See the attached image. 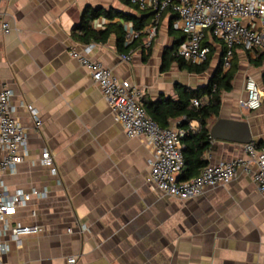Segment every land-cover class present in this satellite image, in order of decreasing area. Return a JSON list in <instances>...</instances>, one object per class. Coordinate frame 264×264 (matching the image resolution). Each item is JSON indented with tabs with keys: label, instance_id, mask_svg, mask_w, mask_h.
Returning <instances> with one entry per match:
<instances>
[{
	"label": "crops",
	"instance_id": "crops-1",
	"mask_svg": "<svg viewBox=\"0 0 264 264\" xmlns=\"http://www.w3.org/2000/svg\"><path fill=\"white\" fill-rule=\"evenodd\" d=\"M87 7L115 8L144 18L148 32L154 19L150 9L122 0L0 4V20L12 25L9 33L0 34V91L13 90L15 116L28 134L24 161L2 174V180L11 195L41 194L20 206L11 224L42 228L22 236L21 243L6 234L9 250L0 255V264H68L70 257L77 258L76 264H264V193L251 175L240 172L230 183L191 199L165 195L147 181L151 147L145 138L128 137L89 70L70 55L71 48L90 44L78 30ZM172 16L166 13L152 45L147 36L129 59L119 52L116 34L105 42H91V56L119 80L136 84L141 100H179L183 94L178 86L199 91L206 100L205 87L223 59L225 43L207 32L213 50L210 67L191 71L192 64L172 60L177 35L170 30ZM119 20L102 16L92 28L104 30ZM125 24L133 30L132 21ZM259 52L237 48L233 88L223 93L220 113L209 123L210 134L220 118L241 119L250 125L251 144L264 141V100L256 110L244 105L248 77L264 91V61L255 65ZM29 104L38 110L40 126ZM179 123L173 119L170 126ZM191 125L198 127L196 121ZM245 145L212 138L205 158L209 163L247 158ZM45 150L52 153L57 173L42 163Z\"/></svg>",
	"mask_w": 264,
	"mask_h": 264
},
{
	"label": "built area",
	"instance_id": "built-area-1",
	"mask_svg": "<svg viewBox=\"0 0 264 264\" xmlns=\"http://www.w3.org/2000/svg\"><path fill=\"white\" fill-rule=\"evenodd\" d=\"M2 0H0L1 4ZM142 10L150 9L154 13L150 26V39L156 35L157 24L164 12L172 7L178 18L173 27L184 32L187 37L177 48L175 54L190 64L205 63L210 47L203 45L206 32L223 40V70H229L233 64L238 46L245 50L264 52V0H131ZM9 21L0 20V34L11 31ZM138 36L129 28L128 39ZM95 45L85 44L82 50L71 48L70 55L86 67L92 80L101 89L116 122L120 123L128 137L145 138L153 152L151 169L147 181L154 184L165 195L179 199L198 197L209 188L225 185L233 181L240 172L251 175L259 191L264 193V146L246 144L248 157H239L231 161L209 163L199 175L189 181H181L180 175L185 166L183 138L187 129L180 126L162 127L141 104L142 91L129 80H119L112 70L91 54ZM123 59L130 55L122 54ZM247 98L244 105L250 110L259 109L264 100V91L253 77L245 83ZM13 90L3 87L0 91V255L6 254L9 245L4 241L6 234L21 243V237L37 234L40 226H27L21 223L11 224L10 219L20 206L25 205L38 191L18 192L11 195L2 180V174L13 171L24 161L27 154L28 134L26 127L16 118L15 108L11 104ZM192 104L200 107L203 100L193 98ZM37 124H42L38 110L27 106ZM190 129L195 130L193 125ZM42 163L57 173L52 153L45 150ZM35 215L36 213L33 212ZM77 258H68V264H76Z\"/></svg>",
	"mask_w": 264,
	"mask_h": 264
},
{
	"label": "trees",
	"instance_id": "trees-1",
	"mask_svg": "<svg viewBox=\"0 0 264 264\" xmlns=\"http://www.w3.org/2000/svg\"><path fill=\"white\" fill-rule=\"evenodd\" d=\"M122 1L126 4H132L131 0ZM168 12H171L173 15L170 21V30L171 32L177 33L176 41L172 49V52L174 53L172 60H176L180 64L187 65L183 58L175 54L177 48L186 39L187 35L182 36L173 28V23L178 18V15L174 12L172 7L168 8L164 12L161 20ZM102 16L110 19L111 21H114L117 18L120 20L111 22L104 30H95L92 28V22ZM128 21L133 22V31L138 33V36L132 41L128 39L129 29L125 24ZM159 23L157 24V31ZM146 26L147 23L144 18L136 17L133 14L119 11L115 8L107 10L101 7H87L83 15V19L80 25H78V30L81 31L80 35L84 43L105 42L112 34H116L119 52L129 55L132 50L136 49L140 45H144V39L147 36L150 38V32L145 30ZM207 32L205 39L203 40V45L210 47V44L206 40L208 35ZM154 38L155 36L150 39V46L152 45ZM239 47L240 46L237 48ZM212 52L213 50L210 48L209 58L205 63L192 64L189 66V69L195 72L206 71L210 67L213 59ZM235 58L236 56H234L231 68L225 72L223 70V59L221 60L217 71L205 87L208 98L203 100V104L200 107L194 106L191 101L195 97L201 99L199 91L192 90L185 86H178L183 94V97L179 100L166 96H161L157 100H141V104L145 107L148 114L162 127H169L171 125V120L179 119V126L188 130L187 134L183 138L185 166L180 176L181 181H189L193 179L200 174L205 166L209 164V161L205 158L206 153L211 148L212 141L209 123L213 117L218 116L220 113L223 93L228 92L233 88V80L238 71V63L235 61ZM263 61L264 52H259V55L257 56V63H255V65L259 66ZM192 121H196L198 123V127L195 130L190 129ZM255 145L258 148L263 147L264 141H259L255 143Z\"/></svg>",
	"mask_w": 264,
	"mask_h": 264
},
{
	"label": "water",
	"instance_id": "water-1",
	"mask_svg": "<svg viewBox=\"0 0 264 264\" xmlns=\"http://www.w3.org/2000/svg\"><path fill=\"white\" fill-rule=\"evenodd\" d=\"M211 136L216 140L225 139L240 144L252 142L250 125L241 119L220 118L211 128Z\"/></svg>",
	"mask_w": 264,
	"mask_h": 264
}]
</instances>
